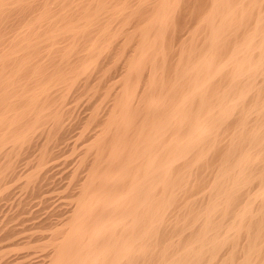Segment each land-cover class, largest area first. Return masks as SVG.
Masks as SVG:
<instances>
[{
    "label": "bare ground",
    "instance_id": "bare-ground-1",
    "mask_svg": "<svg viewBox=\"0 0 264 264\" xmlns=\"http://www.w3.org/2000/svg\"><path fill=\"white\" fill-rule=\"evenodd\" d=\"M0 264H264V0H0Z\"/></svg>",
    "mask_w": 264,
    "mask_h": 264
}]
</instances>
